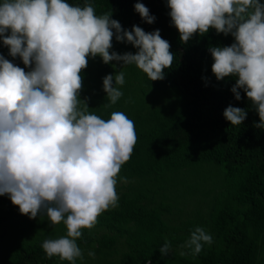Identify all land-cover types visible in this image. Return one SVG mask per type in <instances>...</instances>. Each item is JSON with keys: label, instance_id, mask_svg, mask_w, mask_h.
I'll return each instance as SVG.
<instances>
[{"label": "trees", "instance_id": "1", "mask_svg": "<svg viewBox=\"0 0 264 264\" xmlns=\"http://www.w3.org/2000/svg\"><path fill=\"white\" fill-rule=\"evenodd\" d=\"M66 2L90 4L97 15L110 13L129 31L133 25L145 32L159 29L174 56L164 78L155 81L134 64L104 63L99 55L89 56L81 70L79 99L88 112L105 120L112 112L125 113L135 124L137 142L117 175L118 205L101 213L93 228L81 229L76 243L83 258L75 264H264V129L255 127L259 116L243 89H238L241 99H235L231 88L236 77L217 80L211 70L209 49L229 46L234 37L210 28L183 43L167 0ZM137 2L149 9L153 23L135 11ZM137 50L115 35L109 49L118 54ZM0 55L30 70L18 55H9L2 40ZM120 72L123 95L110 104L103 77ZM229 105L245 109L241 125H231L223 116ZM203 170L209 173L201 174ZM193 173L197 179L186 182ZM186 195L193 204L183 200ZM198 226L211 234L213 243L192 255L185 245ZM66 234L63 221L52 224L43 211L33 219L19 214L9 196L0 195V264H72L49 258L41 246L45 239ZM166 241L169 252L161 255Z\"/></svg>", "mask_w": 264, "mask_h": 264}, {"label": "clouds", "instance_id": "2", "mask_svg": "<svg viewBox=\"0 0 264 264\" xmlns=\"http://www.w3.org/2000/svg\"><path fill=\"white\" fill-rule=\"evenodd\" d=\"M167 5L183 43L210 28L234 37L229 46L209 49L211 70L217 80L236 77L235 99H241L238 89H243L259 116L255 127L264 129V4L167 0ZM134 9L145 22H154L143 3ZM114 35L136 47V53L110 52ZM0 40L9 55L30 67L25 71L0 55V195L7 194L29 218L43 211L52 224L63 221L66 236L45 239L41 246L49 258L75 264L83 258L76 243L81 229L93 228L101 213L118 205L117 175L137 142L135 124L125 113L112 112L105 120L88 112L79 99L81 70L89 56L99 55L104 63L134 64L150 80L163 79L164 69L173 64L170 44L159 29L145 32L133 25L129 31L110 13L97 15L90 4L73 6L66 0H0ZM124 83L123 72L103 77L110 104L121 98L118 86ZM246 115L232 105L223 111L234 126ZM212 243L211 234L198 226L185 247L197 255ZM169 249L166 241L159 251L166 255Z\"/></svg>", "mask_w": 264, "mask_h": 264}, {"label": "rangeland", "instance_id": "3", "mask_svg": "<svg viewBox=\"0 0 264 264\" xmlns=\"http://www.w3.org/2000/svg\"><path fill=\"white\" fill-rule=\"evenodd\" d=\"M260 3H262V4H264V0H261V2ZM15 63L16 64H19V60L17 59L16 61H15ZM201 174H203V173H209V171H207V170H203V171H201L200 172ZM197 177H198V173H193V174H190V175H188L186 178L187 179H185L186 180V182H194L196 179H197ZM123 184L125 183V181L124 182H122ZM119 184V182H117V184L116 185H118ZM209 184V181L207 182V185ZM116 191H117V189H116ZM184 197V196H183ZM183 200L185 201V202H187V203H192L193 204V198L191 197V195L190 196H188V195H186L184 198H183ZM188 205H190V204H188ZM16 208H17V212H19V214H21L20 213V211H19V207L16 205ZM33 219V218H32Z\"/></svg>", "mask_w": 264, "mask_h": 264}]
</instances>
